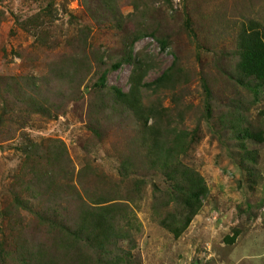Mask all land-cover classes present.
I'll use <instances>...</instances> for the list:
<instances>
[{"label":"rangeland","instance_id":"rangeland-1","mask_svg":"<svg viewBox=\"0 0 264 264\" xmlns=\"http://www.w3.org/2000/svg\"><path fill=\"white\" fill-rule=\"evenodd\" d=\"M257 23L264 27V0H0V87H12L0 97V118L4 108L13 110L4 118L14 113L13 123L0 124V264H22L23 239L47 248L56 242L16 197L38 211L33 197L55 191L66 199L75 184L94 197L130 195L141 231L101 260L87 248L72 256L53 248L62 264H264V141L253 138L264 137V85L242 84L238 69L241 31ZM128 53L144 62L145 82L169 73L163 87L142 89L143 104L211 190L178 239L160 224L178 212L161 170L136 176L139 193L122 174L132 149L147 166L140 142L132 144L144 119L114 98L115 88L131 87ZM103 72L107 82L98 87ZM246 131L250 137L238 136ZM35 172L48 173L53 188ZM60 202L50 207L75 210ZM235 230V243L226 242Z\"/></svg>","mask_w":264,"mask_h":264},{"label":"trees","instance_id":"trees-1","mask_svg":"<svg viewBox=\"0 0 264 264\" xmlns=\"http://www.w3.org/2000/svg\"><path fill=\"white\" fill-rule=\"evenodd\" d=\"M49 6L52 5L49 4ZM259 26L261 25L257 23L256 26L250 25L244 28L239 37L238 51L240 60L238 69L242 75L240 79L242 84H244L243 78H255L258 85H264V27L259 28ZM142 36L144 34L139 38ZM161 43L163 45L167 44L165 41ZM125 60L134 64V77H132L131 87L128 92H123L119 88L114 89V98L118 104L133 112L135 117L144 119V128L140 130L138 139H134L132 144L136 145V143L140 142L143 152L139 160L140 162L142 160L147 166L141 167L136 159L138 156L137 152L132 149L130 156L124 158L122 174L128 179L132 178V193H139L142 190V179H138L136 176L144 170H153L154 168L161 170L168 183L167 187L171 203L176 205L178 212L163 216L160 224L178 239L188 229L195 216L200 213L204 206V201L211 194V190L201 173L182 164V152L177 150L165 129L155 127V123L151 124L152 119L156 117L143 104L142 89L157 90L163 87L162 84L168 79L169 73H164L153 82H145L147 69L141 58L135 59L131 53H128ZM119 66L120 63L114 65L115 68ZM106 76V72H103L95 84L98 87H105ZM11 91L12 87L9 84L0 87V97L5 98L4 93L9 94ZM14 92V94H17L18 89L15 88ZM205 92L209 99L211 91L207 84L205 85ZM23 95L25 96V90H23ZM41 108L39 106V109ZM207 108L209 112V101ZM6 111L13 112V110L4 108L0 124L3 123V119L13 123L14 113L4 118ZM240 135L250 137L247 131L240 133L238 136ZM181 137H179L181 142L187 138L185 136L184 139H181ZM253 138L264 141V137H260L256 133H254ZM28 153H34V150L28 149ZM51 157H54L53 153H51ZM247 158L254 160V156L251 153L247 155ZM34 176L39 182L43 181L50 189L53 188V183L45 180L48 173L38 176L35 172ZM74 186L75 190H70L66 199L65 197L61 199L60 194L57 195L55 191L51 197L45 194L39 195V197L35 195L36 197H33L32 200H36L35 206L40 207L37 209L38 211L33 209V205L29 200L24 201L25 199L16 197L17 202L22 204L23 208L32 211L52 234L53 232L56 233L54 249L61 251V255L72 256L75 250L81 251L82 248H87L95 251L99 260H101L102 255L106 254V251L111 246L121 242H135L132 235L134 232L141 231V223L134 214V209L127 203V200L131 198L130 195H119L118 198L94 197L80 190L77 184ZM58 199L61 200V204L65 203V201L73 203L75 210L51 208V203ZM239 234L240 231L235 230L232 234L225 236L224 239L226 242L233 244ZM17 248L16 252H20L22 264H62L61 261L58 262L59 259L55 258L54 253L51 251L54 250L53 248H47L44 245L35 246L31 242L27 244L26 239L19 241ZM78 251L75 254H79ZM78 259L82 261L81 264H89V260L86 258ZM93 262L90 264H93Z\"/></svg>","mask_w":264,"mask_h":264}]
</instances>
